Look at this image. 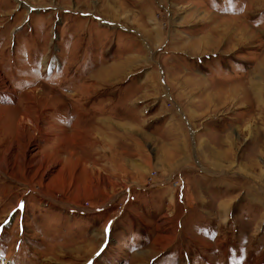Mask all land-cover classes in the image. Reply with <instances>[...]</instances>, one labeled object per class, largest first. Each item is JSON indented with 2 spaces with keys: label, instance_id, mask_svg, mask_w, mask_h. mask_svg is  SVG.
Here are the masks:
<instances>
[{
  "label": "rangeland",
  "instance_id": "1",
  "mask_svg": "<svg viewBox=\"0 0 264 264\" xmlns=\"http://www.w3.org/2000/svg\"><path fill=\"white\" fill-rule=\"evenodd\" d=\"M0 76V264H264L255 214L219 229L229 177L213 170L225 153L264 166V0H0ZM101 117L116 125L109 151L176 142L169 165L186 161L171 180L147 168L136 201L118 196L107 218L90 212L103 197L73 196L114 173L99 133L54 136Z\"/></svg>",
  "mask_w": 264,
  "mask_h": 264
},
{
  "label": "crops",
  "instance_id": "2",
  "mask_svg": "<svg viewBox=\"0 0 264 264\" xmlns=\"http://www.w3.org/2000/svg\"><path fill=\"white\" fill-rule=\"evenodd\" d=\"M96 121L100 123V125L97 127L93 125L90 127H87L85 123L81 124L77 120L72 121L68 128L62 126V128L55 130V133H54V136H60V137L62 135H65L66 137L69 136V139L70 138L74 139V138L79 137V132H81L82 136H86L89 134V132L92 129H95L94 138H96L95 133H99V135L97 136V141H95V143L99 149V152H102V157L103 158L105 157L104 164L102 165L103 166L112 165V171L114 173L109 178L106 173H102L100 175V173L96 171L92 172L93 173L92 176L89 179H87L88 180L86 182L87 188L85 189V192L80 193L78 190H74L73 196L75 198H80V197H93V198L103 197L104 198V201L99 203V205H96V207L90 210V212L97 214V215L101 214L100 216L107 218L106 216L108 212L110 211L112 204H114L118 196H120V198H123V200H125L124 203H127L129 201L131 202L136 201L135 195L138 193V191L141 190L140 187L138 188V185H136V183H138L140 179H142L143 173L145 172V170L147 168L153 167L154 165L157 166L161 170H170L171 171L170 178H169L170 180L176 179L174 178L176 175L182 174L181 169L183 170L184 167L186 166L185 158H182L181 160H179V163L178 161L175 162V164L178 165L176 170L172 168L173 166L169 165L175 161V159L173 158L174 150H177L178 152L182 151L184 153L183 151L184 148L182 147L181 144L174 142L173 144L169 145V148L171 150L173 149L172 151H169V152L165 150V147H167L168 145L162 144L163 146L160 152H157L155 154L153 153L154 155L147 154L148 156H151V157H146V155L144 156L142 155V152L139 148L140 145L137 143H134V146L137 149L133 154H136V155L132 157L130 156L128 157L125 154H123V151H122L123 149L121 150V152L120 151H109L112 145L114 146V143H115L114 136H116V133L115 135L113 131H111L110 133L111 127L116 126L115 122L105 117L96 119ZM79 124L81 126L84 125L82 127H86V128L83 129L82 127H79ZM125 130H128L129 134L133 133L132 135H137L138 133L137 131H135L133 126H128V127L126 126ZM50 135L51 134L45 133L43 138L48 137V136L51 137ZM155 141L156 140L151 138L147 142V145L151 146V144L154 143ZM231 143H229V145L228 143H226L225 150L227 149L228 146L229 147L231 146ZM205 150L203 151V155L205 154L204 153ZM216 150L219 151L217 148ZM158 154L160 155V157H156V158L152 157V156H159ZM201 155H202V152H201ZM176 156H177V153H176ZM224 156H225L224 159L215 157L213 160V170H214L215 177L220 176L221 178L222 175L229 177L228 178L229 185H224V186L226 187L229 186L230 194L225 199H222V194H221L222 186H220L221 187L220 188V198H219L220 207L218 209V212L216 213L219 214L221 217H223L224 221L223 222L221 221V223L220 222L218 223L219 229L225 230L229 228L232 232L236 233L237 225H238L237 222H239V220H243V217L247 218L248 217L247 214H249L251 217L254 216L255 214L256 219H255V222L252 223L253 224L252 229L256 227L258 231L264 232L263 231L264 230V200H263L264 196H263V199H261L256 194V190H258V187H259L260 189H262V194L264 195V166L262 163H261V166H256L262 161H257L255 160V158H252V159L244 158L241 160L237 158V154H236V158H233V159L232 158L229 159V157H226L227 156L226 153ZM202 161H203V164L201 165H204L205 156L204 158H202ZM91 166L92 168H94L93 163L91 164ZM187 167H190V166H187ZM239 167H240L241 173L239 172ZM115 173H117V176L115 175ZM60 176L61 175L59 173L57 176H55L57 177V179H54V177L50 178L49 183H47V185H44V187L45 188L50 187L51 186L50 183L56 182L59 179L58 177ZM239 176L243 178L239 180L238 179ZM100 181L107 182L110 184L107 186L104 185L105 188L103 189L102 187L100 189L102 185L95 184V182L98 183ZM88 182H90L89 187H88ZM239 182H242L243 184L241 185L239 184ZM161 183L162 182L156 183L155 186H160V187L164 186V184H161ZM218 184H221V181L219 182L218 179L216 178L214 185L218 187ZM258 184H260L261 186H258ZM134 187L135 189L133 190ZM182 188L183 186L181 187V189ZM239 188L244 189L242 194L239 193L240 191ZM148 190L150 189H146L142 192L146 193ZM40 192H41V195H43L44 197H57L56 194H53V196H51L52 193H50L48 189L41 190ZM163 193L167 197L171 196L168 190H163ZM177 199H178L177 203L179 204L182 203L180 196H178ZM75 202L76 200H73V202L69 201V208L72 207L71 209H69L71 213L78 212L77 211L78 208L74 207V205H76ZM239 207L240 208L244 207L246 208V210H240ZM255 216L253 218H255ZM107 223L108 224L104 223V225L102 226V232H101L102 235H99L104 241L108 239L106 238V234L109 232L112 222L111 223L107 222ZM106 228H107V232L105 231ZM229 237L232 238V234H230ZM226 238H224L223 240L225 241ZM223 240L220 241L221 244ZM101 249H103V246H101L96 252L97 254L96 253L95 254L98 255V253L101 252ZM259 261L260 260L258 259V262Z\"/></svg>",
  "mask_w": 264,
  "mask_h": 264
},
{
  "label": "bare ground",
  "instance_id": "3",
  "mask_svg": "<svg viewBox=\"0 0 264 264\" xmlns=\"http://www.w3.org/2000/svg\"><path fill=\"white\" fill-rule=\"evenodd\" d=\"M119 68V67H118ZM104 69V68H103ZM112 69V68H111ZM3 78L0 76V82H3ZM102 235V234H101Z\"/></svg>",
  "mask_w": 264,
  "mask_h": 264
},
{
  "label": "snow or ice",
  "instance_id": "4",
  "mask_svg": "<svg viewBox=\"0 0 264 264\" xmlns=\"http://www.w3.org/2000/svg\"><path fill=\"white\" fill-rule=\"evenodd\" d=\"M21 207H23L22 205H21ZM105 231L107 232V228L105 229ZM103 249H101V251H102Z\"/></svg>",
  "mask_w": 264,
  "mask_h": 264
},
{
  "label": "built area",
  "instance_id": "5",
  "mask_svg": "<svg viewBox=\"0 0 264 264\" xmlns=\"http://www.w3.org/2000/svg\"><path fill=\"white\" fill-rule=\"evenodd\" d=\"M177 185V184H176Z\"/></svg>",
  "mask_w": 264,
  "mask_h": 264
}]
</instances>
